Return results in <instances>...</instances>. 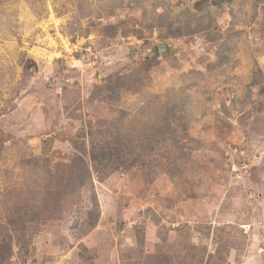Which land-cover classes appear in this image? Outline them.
Masks as SVG:
<instances>
[{
	"label": "rangeland",
	"instance_id": "1",
	"mask_svg": "<svg viewBox=\"0 0 264 264\" xmlns=\"http://www.w3.org/2000/svg\"><path fill=\"white\" fill-rule=\"evenodd\" d=\"M0 264H264V0H0Z\"/></svg>",
	"mask_w": 264,
	"mask_h": 264
},
{
	"label": "trees",
	"instance_id": "2",
	"mask_svg": "<svg viewBox=\"0 0 264 264\" xmlns=\"http://www.w3.org/2000/svg\"><path fill=\"white\" fill-rule=\"evenodd\" d=\"M170 115L169 118L165 120L162 119L163 122H167L170 120L171 117L176 116L175 110L174 109H168L167 110ZM169 124V123H168ZM171 125H168V129L165 126V128L162 130L159 127L156 130L150 131L148 132L149 135H132L130 137L126 138V143H125V148L129 150V153L133 155V157L131 158V162L128 163L127 162V166H133L136 163H138L139 160V156L140 154H143L144 152L146 153V156H150L152 154V147H150V141L152 139H154L156 142L160 141L164 135H166V137L168 138L167 140L169 141L170 139L175 138L174 134H175V130L171 129L170 127ZM161 138V139H160ZM166 140V141H167ZM116 143H113L112 146H108L107 143L106 145H97L94 144V146L91 147V151L89 153V157L92 161V163L95 165V167H99L102 166L103 168L106 169H117L118 166H123V164L125 165L126 163H117L119 160V156L118 154H120L119 151H122L120 149H117ZM84 150V149H83ZM82 153V151H80ZM116 156V157H115ZM136 156V158H135ZM81 156L75 158L74 162V166H70L71 170H68V172L61 177L60 181L66 183L67 185L65 186V188H69L73 185L75 186H85L88 184L89 179H90V173L88 168L85 166L84 168L82 167V162L80 161ZM142 162V161H140ZM81 164V168L78 167V165ZM73 165V164H72ZM79 168V170H75L76 168ZM97 172V171H96ZM59 182V181H58ZM60 183V182H59ZM60 185H62L60 183ZM55 187L54 185L52 186L54 188V190H58L59 189V184L56 183ZM62 193H52L49 194L50 199H56L58 197V195ZM63 196H65L63 194ZM14 213V212H13ZM15 215V214H14ZM16 217V215H15ZM23 219L20 218L18 216V218H14L13 216H9L7 219V225L9 226L10 230L14 231L17 233L18 228L21 226H23ZM20 224V225H19ZM24 229V227H23Z\"/></svg>",
	"mask_w": 264,
	"mask_h": 264
},
{
	"label": "water",
	"instance_id": "3",
	"mask_svg": "<svg viewBox=\"0 0 264 264\" xmlns=\"http://www.w3.org/2000/svg\"><path fill=\"white\" fill-rule=\"evenodd\" d=\"M170 51V47L169 45L165 44V43H161L158 45V52L159 55L164 56L166 53H168Z\"/></svg>",
	"mask_w": 264,
	"mask_h": 264
}]
</instances>
